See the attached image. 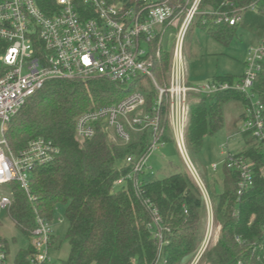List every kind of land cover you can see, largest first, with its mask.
I'll return each instance as SVG.
<instances>
[{"label":"trees","instance_id":"trees-1","mask_svg":"<svg viewBox=\"0 0 264 264\" xmlns=\"http://www.w3.org/2000/svg\"><path fill=\"white\" fill-rule=\"evenodd\" d=\"M105 1L132 5L143 0ZM172 1L183 7L182 1ZM53 2L40 0V8L47 12ZM202 6L209 7L212 14L204 16V23L196 16L195 24L224 45H228L238 27L251 30L264 27V0H202ZM231 16H240L235 26L224 22L225 17ZM219 18L222 21L216 23ZM167 63V54L154 63L156 79L161 80ZM233 79L216 77L213 81ZM132 89L135 87L104 79L48 81L26 100L5 128L4 137L14 154L36 138L51 141L59 150L53 161L35 166L30 172L27 193L16 183L8 184L4 190L11 196L8 215L28 239L36 228L37 216L50 222L56 206L65 207L68 257L50 264H154L156 241L149 229L150 214L142 204L144 200L157 209L168 229L163 235L166 242L162 248L163 264H182L192 259L201 246L206 207L187 172L176 171L156 179L148 175L139 197L129 181L115 185L130 171L125 158L147 151L149 134H130L129 142L122 145L110 142L103 124L96 123L90 140L80 143L75 139L79 115L113 105ZM255 92L264 103V71L257 79ZM153 97L150 86L146 90V108ZM229 101L245 105L244 97L234 92L214 98L196 97L191 102L186 131L191 153L198 154L204 138L222 128L223 105ZM163 141H171L168 133ZM245 154L258 160L251 150ZM236 181V175L226 170L216 203L211 202L213 220L219 227L217 240L205 250L199 263L203 260V264H264V177L255 173L252 187L240 198L236 194ZM0 244L5 247L7 257L6 241L0 238ZM55 244L52 236L50 247ZM32 252L29 244L27 250L17 253L13 264H29L27 259Z\"/></svg>","mask_w":264,"mask_h":264},{"label":"built area","instance_id":"built-area-1","mask_svg":"<svg viewBox=\"0 0 264 264\" xmlns=\"http://www.w3.org/2000/svg\"><path fill=\"white\" fill-rule=\"evenodd\" d=\"M180 1L182 8L172 0H143L132 5L105 0H54L46 12L40 8V0H0V189L16 183L27 193L34 167L53 161L59 153L51 141L36 138L14 154L4 137L10 120L46 82L104 79L135 87L117 103L79 115L75 139L80 143L90 140L96 123L103 124L113 143L122 145L129 142L130 134H149L147 151L140 156H127L125 164L130 171L115 182L121 185L129 181L139 197L143 180L152 175L145 173L148 159L165 145L163 138L170 133L206 207L204 239L191 263L197 264L213 238V214L209 194L187 154L190 104L196 97L214 98L229 92L244 97L238 133L250 137L249 147L236 153L227 149L222 152L225 170L237 177L236 194L240 198L252 187L255 173L264 177V103L255 92L257 79L264 71V40L248 49L239 78L192 86L187 80L183 47L190 26L201 13L202 0ZM221 21L219 18L216 23ZM239 21L240 16L224 18L229 26ZM169 26L175 31L174 49L172 55L167 54L166 72L158 80L153 67L161 59V43ZM143 80L150 81L154 90L148 108ZM250 150L258 162L245 154ZM217 168L216 164L211 166L214 172ZM142 204L150 214L149 229L156 241L154 264H163V235L168 229L148 200ZM10 205V194L1 190L0 209L7 211ZM35 221L36 228L30 235L33 252L27 260L29 264H50L52 228L38 216ZM6 258L5 247L0 244V264H5Z\"/></svg>","mask_w":264,"mask_h":264},{"label":"rangeland","instance_id":"rangeland-1","mask_svg":"<svg viewBox=\"0 0 264 264\" xmlns=\"http://www.w3.org/2000/svg\"><path fill=\"white\" fill-rule=\"evenodd\" d=\"M172 3H176L173 2ZM201 22H206L204 16L212 12L209 7L201 6ZM194 19L190 29L186 35L183 52L187 63V80L192 86L203 85L211 83L216 77H234V79L242 76L243 63L246 53L251 46L256 45L259 41L264 40V27L251 30L245 27H238L235 36L230 40L228 45L216 41L211 35L202 31L198 25L195 24ZM174 34L175 31L169 26L161 43V54L172 55L174 49ZM143 86L150 87V81L143 80ZM132 89L129 93L134 92ZM126 94V95H127ZM125 95V96H126ZM244 111V106L238 101H229L223 105V126L222 128L211 136H206L203 140L201 150L198 154H193L188 151V158L200 176L202 183L209 194L210 200L213 204L216 203V193L222 188V181L225 173L223 166L222 152L227 149L231 153H236L245 150L249 147L248 141L250 137L242 136L238 133L241 114ZM170 142L165 143L162 148L156 150L148 159L145 173L152 172L151 177L156 179L166 174L185 171L187 168L176 149L175 141L168 133ZM110 142V138H108ZM216 164L217 170L214 172L211 166ZM2 192L3 189H0ZM65 207L62 205L56 206L50 223L53 229L56 240L55 246L50 247L49 253L52 262L59 263L68 257L69 246L65 238L67 230V222L64 216ZM8 211V210H7ZM0 209V238L4 239L7 244L8 255L6 264H13L17 253L20 250H27L31 239L24 236L10 219L8 212ZM61 220V224L58 223ZM208 223L207 215L205 220V230ZM218 226L213 220L212 223V241L207 247L211 248L215 244V239L218 234ZM196 255V254H195ZM192 259L186 260L182 264H191ZM200 261V260H199ZM197 264H203V260Z\"/></svg>","mask_w":264,"mask_h":264},{"label":"crops","instance_id":"crops-1","mask_svg":"<svg viewBox=\"0 0 264 264\" xmlns=\"http://www.w3.org/2000/svg\"><path fill=\"white\" fill-rule=\"evenodd\" d=\"M262 41V40H261ZM260 42V41H259ZM53 230V229H52ZM54 232V231H53ZM54 234V233H53ZM54 236V235H53Z\"/></svg>","mask_w":264,"mask_h":264}]
</instances>
